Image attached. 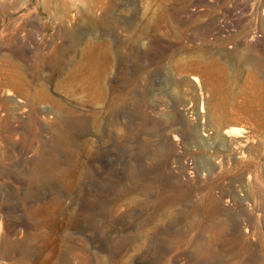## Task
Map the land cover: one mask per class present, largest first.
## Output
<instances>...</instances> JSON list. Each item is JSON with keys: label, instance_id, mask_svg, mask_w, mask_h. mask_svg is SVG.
<instances>
[{"label": "rangeland", "instance_id": "obj_1", "mask_svg": "<svg viewBox=\"0 0 264 264\" xmlns=\"http://www.w3.org/2000/svg\"><path fill=\"white\" fill-rule=\"evenodd\" d=\"M256 81L264 0H0V264H264Z\"/></svg>", "mask_w": 264, "mask_h": 264}, {"label": "bare ground", "instance_id": "obj_2", "mask_svg": "<svg viewBox=\"0 0 264 264\" xmlns=\"http://www.w3.org/2000/svg\"><path fill=\"white\" fill-rule=\"evenodd\" d=\"M227 72H226V70L224 69V78H227ZM197 80H195V82H196ZM255 85L259 88V90L262 92L263 91V88H262V86H261V84L260 83H258L257 81L255 82ZM263 93H264V91H263ZM225 135H227L228 136V134H226L225 133Z\"/></svg>", "mask_w": 264, "mask_h": 264}]
</instances>
